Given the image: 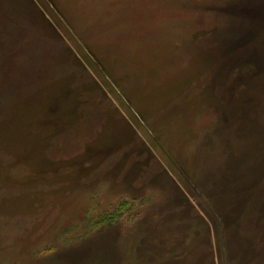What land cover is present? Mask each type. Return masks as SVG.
Returning a JSON list of instances; mask_svg holds the SVG:
<instances>
[{
    "label": "rangeland",
    "instance_id": "rangeland-1",
    "mask_svg": "<svg viewBox=\"0 0 264 264\" xmlns=\"http://www.w3.org/2000/svg\"><path fill=\"white\" fill-rule=\"evenodd\" d=\"M0 264H264V0H0Z\"/></svg>",
    "mask_w": 264,
    "mask_h": 264
},
{
    "label": "trees",
    "instance_id": "trees-1",
    "mask_svg": "<svg viewBox=\"0 0 264 264\" xmlns=\"http://www.w3.org/2000/svg\"><path fill=\"white\" fill-rule=\"evenodd\" d=\"M38 12H39V11H38ZM39 13H40V12H39ZM40 14H41V13H40ZM42 17H43V16H42ZM43 19H44V18H43ZM133 104H134V102H133ZM137 108H138V106H137ZM138 109H140V108H138ZM139 111H140V110H139ZM60 127H61V125H60ZM64 129H65V127H64ZM64 129H63V128L58 129L57 131H55V132H53V133H56V134L58 133V134H59V133H61L62 131H64ZM62 133H63V132H62ZM56 134H52V133H51V135H56Z\"/></svg>",
    "mask_w": 264,
    "mask_h": 264
},
{
    "label": "bare ground",
    "instance_id": "bare-ground-1",
    "mask_svg": "<svg viewBox=\"0 0 264 264\" xmlns=\"http://www.w3.org/2000/svg\"><path fill=\"white\" fill-rule=\"evenodd\" d=\"M228 62V61H227Z\"/></svg>",
    "mask_w": 264,
    "mask_h": 264
}]
</instances>
